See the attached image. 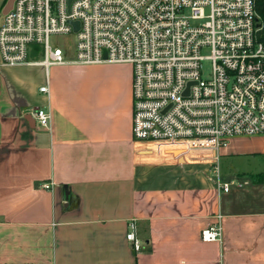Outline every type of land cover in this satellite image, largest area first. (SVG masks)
<instances>
[{
	"label": "crops",
	"instance_id": "0c3cea01",
	"mask_svg": "<svg viewBox=\"0 0 264 264\" xmlns=\"http://www.w3.org/2000/svg\"><path fill=\"white\" fill-rule=\"evenodd\" d=\"M132 84L128 63L0 62V264H264V143L221 148L258 168L230 178L138 141ZM218 213L221 240L204 241Z\"/></svg>",
	"mask_w": 264,
	"mask_h": 264
},
{
	"label": "built area",
	"instance_id": "2783aa9c",
	"mask_svg": "<svg viewBox=\"0 0 264 264\" xmlns=\"http://www.w3.org/2000/svg\"><path fill=\"white\" fill-rule=\"evenodd\" d=\"M256 2L14 0L0 21V62L131 64L134 138L182 155L204 151L217 161L231 138L264 134V43ZM54 35H73L72 53L54 45ZM37 55L42 58L32 59ZM205 60L211 62L207 77ZM40 90L49 93L47 85ZM32 116L50 127L49 109L36 108ZM231 184L220 187L228 191ZM221 221L218 213L202 230L204 241L221 240ZM126 238L142 251L136 219L128 222Z\"/></svg>",
	"mask_w": 264,
	"mask_h": 264
},
{
	"label": "rangeland",
	"instance_id": "374dc122",
	"mask_svg": "<svg viewBox=\"0 0 264 264\" xmlns=\"http://www.w3.org/2000/svg\"><path fill=\"white\" fill-rule=\"evenodd\" d=\"M5 0H0V21L3 16L2 9L4 6ZM51 42L54 45L62 46L68 53H72L75 43V37L73 35L66 36H51ZM208 53V52H207ZM41 55H37L32 57V59H41ZM204 68L202 70L203 77H207L211 72V62L210 60H205L203 62ZM257 136H263L262 138H258ZM241 137V139H237L236 142L242 143L243 145H252L254 143H264V134H255V135H242L231 138L229 141L231 142L234 138ZM243 137V138H242ZM229 142V145H230ZM233 146V143H231ZM234 147V146H233ZM171 149L168 151L170 152ZM196 154H202V159L208 161V169L212 174H223L229 175L228 177H236L239 174H245L248 171L256 172L258 168H250L249 162L241 158V156H232L226 155L222 153V150L219 151L218 160L214 161V158L204 151H194ZM177 155V154H175ZM201 159V158H200ZM255 180L259 181L263 177L254 176Z\"/></svg>",
	"mask_w": 264,
	"mask_h": 264
},
{
	"label": "trees",
	"instance_id": "16d2710c",
	"mask_svg": "<svg viewBox=\"0 0 264 264\" xmlns=\"http://www.w3.org/2000/svg\"><path fill=\"white\" fill-rule=\"evenodd\" d=\"M6 1L4 2V4L6 3ZM256 1H257L256 2V7H257L258 15H259V18H260V22H261V29L259 31V38L264 43V0H256ZM257 176L258 177H263L259 181L264 180V174H259Z\"/></svg>",
	"mask_w": 264,
	"mask_h": 264
},
{
	"label": "water",
	"instance_id": "95a60500",
	"mask_svg": "<svg viewBox=\"0 0 264 264\" xmlns=\"http://www.w3.org/2000/svg\"><path fill=\"white\" fill-rule=\"evenodd\" d=\"M13 3H14V0H7L5 5L3 6L2 13L3 14L8 13V11L12 9ZM76 26L78 27V23H76ZM105 57H106V54H105ZM171 153L174 155L177 154L176 156L178 157L182 156V153L179 150H174Z\"/></svg>",
	"mask_w": 264,
	"mask_h": 264
}]
</instances>
